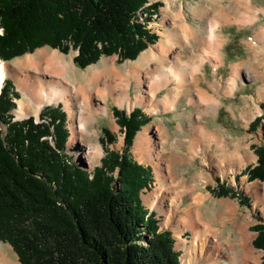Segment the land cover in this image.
Listing matches in <instances>:
<instances>
[{"label":"trees","instance_id":"16d2710c","mask_svg":"<svg viewBox=\"0 0 264 264\" xmlns=\"http://www.w3.org/2000/svg\"><path fill=\"white\" fill-rule=\"evenodd\" d=\"M158 8L149 0H0V58L48 45L78 51L74 60L81 69L103 56L135 60L158 40L148 27ZM18 95L6 80L0 94V239L12 245L20 264H182L173 232L161 230L142 198L152 168L129 151L146 115L116 109L126 149H107L102 164L88 170L67 152L62 105L44 109L41 121H17L12 110ZM103 130L107 144L116 142L111 130ZM256 154L257 164L244 173L249 181H264V144ZM254 228L253 245L264 251V223Z\"/></svg>","mask_w":264,"mask_h":264},{"label":"rangeland","instance_id":"374dc122","mask_svg":"<svg viewBox=\"0 0 264 264\" xmlns=\"http://www.w3.org/2000/svg\"><path fill=\"white\" fill-rule=\"evenodd\" d=\"M207 1L210 3L209 0H149V4L159 3L158 10L153 15L152 21L148 24V27L159 37L156 43L151 44L135 60H121L119 55L115 54L103 56L96 63L85 69H81L74 60L78 51L71 48L68 53H63L48 45L39 47L31 53L28 52L20 55L21 57L16 56L9 60L0 58V60L6 61L11 66L14 65L18 59L29 54L32 55L44 48L49 49L50 54L57 51L60 56H72L76 70L78 71V76L76 78L73 75L71 82L75 83L76 86L80 88L86 84L87 75L93 76L105 67L114 65L117 69L122 71L129 69L132 64L140 59L144 52L151 50L159 43L163 38V34L167 33L170 29L173 22L171 20L172 15L178 13L182 7L188 21L191 22L200 33L203 32L205 21L195 17L194 7H196L197 4L202 5ZM253 1L258 6L264 7V0ZM166 15H170L169 18H167ZM164 18L167 20L166 25H162L163 20H165ZM263 26L264 14L260 15L259 19L254 22V24L238 23L237 20H233V23L223 25L220 31V37L223 39V45L220 51L222 64L218 66V71H216L212 62H206L205 71L199 74L201 80L200 85L221 101V106L218 111L204 115V119L206 120L207 129L214 138V142L212 143L213 148L212 150L210 148V153L220 156L223 149L219 148V144H223L226 151L233 154L231 159H226L223 163V166L225 165L223 168H219L216 162H212L211 155L206 156L210 163L209 166L202 163L203 156L198 157L197 160L192 163L189 161L179 163V155L183 154L179 148V138L184 140L185 137L188 136L187 129H179V123L183 124L184 128H186V123L192 121L194 115V106L189 105L186 98H182L175 109L168 111L160 110L157 114H152L148 111L152 106L147 105V103H137L133 107H129L126 103L121 105L115 102L112 97H109L107 103L104 100L103 102L101 100H95L96 103H101L109 107L110 116L103 113L99 120L90 124V128L96 129L99 133V136L94 137V141L101 144L104 149L102 157L98 159L94 165H90L92 158L83 153L79 144H73V146L69 145L71 120L64 103L61 102L62 109L67 113L66 127L69 131L67 152L69 156L73 158V161L88 170H93L102 164V159L106 155L107 149L119 151L120 153H123L126 149L125 133L118 122V118L115 114L116 109L126 111L127 114H130L135 109H140L142 113L146 115L145 120L147 123L138 131L129 151L133 159L141 164L151 166L152 168L153 182L149 187L143 190L142 198L146 207L157 213L161 230H170L173 232L176 238L175 247L182 252V264H185L182 260L185 255V250L177 247L180 240L176 237V232H180L181 235H183L182 237L189 242L193 240L194 232L191 229L195 225L194 220L191 221L193 223L189 221L187 227L180 221L187 217L185 210L190 207H194L198 210V220L201 221L199 222V229L203 230L207 228V231L200 237L202 241L210 240V242H212V239L216 238L219 246L222 247L224 252L221 254V252L218 251L220 253L216 252L213 254L212 250L207 248L201 259H197L188 264H238L239 260L237 262H232L230 257L231 246H237L239 249L241 233L238 231L237 225L240 224L243 229L250 234L251 239L254 241L258 235L254 227L260 223H264V181H249L248 175L244 173L248 167H254L257 164L258 156L256 154V147L264 144V96L260 94V89L264 88V54L254 51L250 44L259 29ZM177 48H179V45H177L176 49ZM184 52L187 53L188 51L185 49ZM256 56H258V58ZM154 63L155 62H151L150 64L154 65ZM235 65L241 67L237 78L238 84L236 91L231 94L229 93L230 95L226 94L224 91H215L214 81L218 79L216 75L222 78L224 83H226L232 76L233 66ZM250 67L255 68L257 71L254 72ZM34 72L33 68L21 69L16 75L13 73L16 77L9 73L5 78L6 80L10 79L14 82L15 91L19 93L18 97L14 96V101L16 102V107L12 110L14 120L22 121L29 117H35L37 121H41V112L44 109L58 107L60 105V102L46 104L38 115L33 113L18 117L16 109L19 106V102L21 100H29V98L26 96L24 89L18 84L17 80L18 78L23 80L31 75L33 76ZM110 78L112 77L109 75H103L104 80L109 81ZM6 80H4L3 87ZM102 82L86 85V87L93 92L97 88L103 86L104 82ZM169 89L170 87L162 89L159 92V97L164 96ZM130 93L133 96L136 94V85L134 81L131 84ZM245 112L246 115L243 116ZM257 118L262 119L261 122L251 127V123ZM3 128L6 132V126ZM104 128L112 131L116 136V142L112 144L106 143ZM146 129L150 130L153 137V156L144 161H140L135 152V145L140 133ZM86 140V137L79 139L81 144ZM237 156L243 160L241 164L233 160L237 158ZM155 161L161 163L162 170L166 176L165 181L158 180L156 167L153 165ZM197 172L200 173L199 177H196V174H198ZM201 172H205L207 176H203ZM116 175L117 174H115V176ZM223 186H225L224 188L233 190L234 193L229 191L224 193ZM160 189V195L164 194L166 200L162 202L156 198L153 199L152 204H149L147 202L148 198L155 195L157 197L158 194L154 192ZM241 199H243L242 202ZM246 199H248V202ZM170 202L174 203L177 213L175 212L176 216L174 215L169 224L167 215H169L168 205ZM0 242L1 250L3 249L4 252H9L16 263L20 264L19 257L12 245L1 239ZM252 247L254 248L253 251L255 255H259V264H263L264 251L255 248L253 242ZM243 249L244 248H242V250ZM246 254L248 255L249 253L246 252ZM252 264H254V262H252Z\"/></svg>","mask_w":264,"mask_h":264},{"label":"bare ground","instance_id":"6f19581e","mask_svg":"<svg viewBox=\"0 0 264 264\" xmlns=\"http://www.w3.org/2000/svg\"><path fill=\"white\" fill-rule=\"evenodd\" d=\"M209 1L210 3L207 1L194 7L195 17L205 21L203 32L200 33L188 21L182 7L178 13H172L171 20L173 22L170 29L163 34V38L159 43L151 50L144 52L140 59L125 71L117 69L114 65L105 67L93 76L87 75L86 84L78 88L75 83L71 82L73 75L76 78L78 76L73 57L60 56L57 51L50 54V50L44 48L32 55L29 54L18 59L11 66L6 61L0 60V92L9 73L15 76L21 69L33 68L35 71L33 76L31 75L23 80L19 78L17 80L16 78L29 98V100L19 102L16 109L18 117L33 113L38 115L46 104L59 102L61 104L63 102L71 120L69 145L79 144L83 153L92 158L90 165H94L104 152L102 145L94 141V137L99 136V133L96 129H91L90 124L99 120L103 113L110 116L109 107L101 103L98 104L95 100H101L102 102L104 100L107 103L109 97H112L115 102L121 105L126 103L129 107H133L137 103H147V105L152 106L148 111L157 114L160 110L175 109L178 102L182 98H186L188 104L194 106V115L192 121L186 123V128L179 123L180 130H188V136L184 140L179 138V148L183 152L179 155V163L188 161L192 163L198 157L203 156L202 163L209 166L210 163L206 156L211 155L212 162H216L219 168H223L225 166H223V163L226 159H231L233 154L227 152L223 144H219V148L223 149L220 156L210 153L214 138L207 129L206 120L204 119V115L218 111L221 101L200 85L199 74L205 71L206 62H212L216 71H218V66L222 64L220 58L223 45V39L220 37L221 27L233 23V20H237L238 23L254 24L260 15L264 14V7L258 6L253 0ZM169 16L166 15L167 18ZM164 19L162 25H166L167 20ZM250 44L254 51L264 54V26L259 29ZM177 45H179V48L176 49ZM185 49L188 51L187 53L184 52ZM256 57L258 58V56ZM151 62H155L154 65H151ZM240 68L239 65L233 66L232 76L226 83L216 75L218 79L214 81V90L217 92L224 91L226 94L234 93L237 89ZM250 68L254 72L257 71L255 68ZM103 75H109L112 78L109 81L104 80ZM133 81L136 85L134 96L130 93ZM100 82L103 83V86L93 92L86 87V85ZM167 87H170L169 91L164 96L159 97V92ZM260 94L264 96V88L260 89ZM245 115L246 112L243 116ZM188 116L190 117L189 114ZM82 137H86L87 140L81 144L79 139ZM153 145L154 141L150 130L146 129L141 132L135 145V152L140 161L153 156ZM233 160L238 161L240 164L243 162L238 156ZM153 165L156 167L158 180L165 181L166 176L161 163L155 161ZM201 173L203 176H207L205 172ZM196 175V177H199L200 173ZM160 191L161 189L154 192L158 194L157 197L156 195L152 196L148 198L147 202L152 204L153 199L156 198L164 202L166 200L165 196L164 194L160 195ZM168 211L167 221L169 223L176 212L173 202L169 203ZM185 212L187 217L184 216L185 218L180 220L182 224L187 227L188 222L194 220L195 225L191 229L194 232V237L190 242L183 238L180 232H176V237L180 240L177 247L185 250L183 263L188 264L201 259L207 248H210L209 250H212L213 254L218 251L222 254L224 251L219 246L216 238L212 239V242L210 240L202 241L200 238L207 231V228L199 229V222L201 221L198 220V210L190 207ZM237 229L241 233V238L239 239V249L237 246H231L230 257L232 262L239 260L238 264H252V262L259 264V255H255L253 251V240L250 234L240 224L237 225ZM242 248L244 249L242 250ZM2 250L0 244V264H17L9 252ZM246 252L249 254L247 255Z\"/></svg>","mask_w":264,"mask_h":264}]
</instances>
